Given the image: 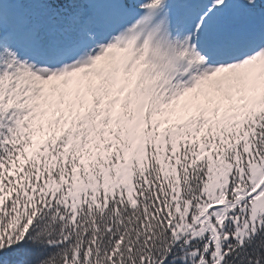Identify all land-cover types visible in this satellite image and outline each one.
Instances as JSON below:
<instances>
[{
  "label": "snow or ice",
  "instance_id": "6c2138e0",
  "mask_svg": "<svg viewBox=\"0 0 264 264\" xmlns=\"http://www.w3.org/2000/svg\"><path fill=\"white\" fill-rule=\"evenodd\" d=\"M0 264H264V0H0Z\"/></svg>",
  "mask_w": 264,
  "mask_h": 264
}]
</instances>
